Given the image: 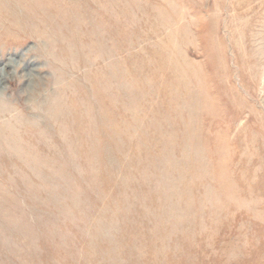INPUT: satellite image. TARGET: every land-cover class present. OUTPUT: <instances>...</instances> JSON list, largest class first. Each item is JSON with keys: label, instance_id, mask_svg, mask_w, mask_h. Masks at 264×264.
Wrapping results in <instances>:
<instances>
[{"label": "rangeland", "instance_id": "obj_1", "mask_svg": "<svg viewBox=\"0 0 264 264\" xmlns=\"http://www.w3.org/2000/svg\"><path fill=\"white\" fill-rule=\"evenodd\" d=\"M9 10L0 264H264V0Z\"/></svg>", "mask_w": 264, "mask_h": 264}, {"label": "bare ground", "instance_id": "obj_2", "mask_svg": "<svg viewBox=\"0 0 264 264\" xmlns=\"http://www.w3.org/2000/svg\"><path fill=\"white\" fill-rule=\"evenodd\" d=\"M11 1H14V0H0V11L1 12H3L4 13V10H6V11H10L9 10V3L11 2ZM46 4H47V2H46ZM22 5V4H21ZM31 9L32 8H28V10L27 11H31ZM33 11H31L30 13H32ZM65 13V12H64ZM205 79H201V80H199V83H198V88L199 87H202L200 90H202L201 92H200V94H199V99H198V97L196 98V99H194V108H193V110L194 109H196L197 108V110L199 109V108H201L200 106H199V102H200V100L205 104V103H207L208 102V97H209V95H208V93H207V90L208 89H206V87H205ZM212 103V102H211ZM210 105H208V106H206L205 107V109L206 110H208V107H209ZM210 109H211V106H210ZM199 111V110H198ZM193 113H194V111H193Z\"/></svg>", "mask_w": 264, "mask_h": 264}]
</instances>
